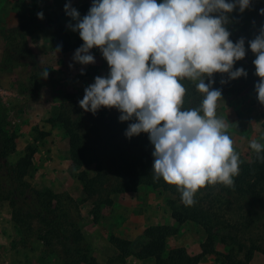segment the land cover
Returning <instances> with one entry per match:
<instances>
[{
    "label": "rangeland",
    "instance_id": "374dc122",
    "mask_svg": "<svg viewBox=\"0 0 264 264\" xmlns=\"http://www.w3.org/2000/svg\"><path fill=\"white\" fill-rule=\"evenodd\" d=\"M69 2L83 18L93 0H0V115L15 141V151L7 161L14 164L27 145L35 147L26 180L34 188L49 189L75 202L79 227L90 254L100 264L119 261L111 236L129 240L130 249L135 251L146 242L144 229L156 224L176 228L166 239L165 253L180 246L191 255L199 254L206 237L203 228L192 221L176 222L168 204L173 195L161 187L140 185L135 191L113 194L112 204L101 205L94 219L93 198H85L82 192L83 180L93 172L92 165L72 166L68 137L61 125L50 123V119L56 117L65 99L82 100L85 88L95 83L97 76L107 77L110 67L99 48L90 51L95 63L88 65L73 59L81 46L61 50L60 44L65 41L61 39L58 24L70 42L80 37L79 32L69 27L76 23L66 16L65 5ZM261 10L264 0H251L244 12L257 11L262 15ZM41 12L43 19L37 15ZM23 25L26 31L20 37L18 33ZM249 31L256 37L261 31L260 21L252 19ZM58 46L60 50L56 52ZM45 70L49 73L46 79ZM256 98V92L245 87L222 94L217 101L216 115L228 123L227 134L240 162L249 161L255 153L250 148L252 140L264 144V104ZM106 110L108 116L121 115L116 108ZM227 231L223 228L218 232ZM214 248L217 252L228 250L218 238ZM123 261L122 264H154L153 258L137 259L131 255ZM0 264H63L59 252L47 248L36 232L14 224L7 201H0ZM198 264H218L217 255H203ZM250 264H264V254L256 252Z\"/></svg>",
    "mask_w": 264,
    "mask_h": 264
},
{
    "label": "clouds",
    "instance_id": "9594fccd",
    "mask_svg": "<svg viewBox=\"0 0 264 264\" xmlns=\"http://www.w3.org/2000/svg\"><path fill=\"white\" fill-rule=\"evenodd\" d=\"M250 3L93 0L83 18L70 2L65 5L66 14L76 22L69 27L84 41L73 59L82 65L94 64L90 51L99 48L110 67L107 77L97 76L85 88L80 107L93 114L102 107L116 108L121 122L135 120L125 135L149 134L155 149L154 179L162 177L176 185L186 205H192L194 195L206 185H232L239 171L228 123L216 115L222 92L212 89L205 79L214 73H227L233 80L247 77L244 68L233 70L235 62L246 56L245 40L233 43L225 25L228 13L237 7L242 13ZM37 15L44 18L42 12ZM249 44L260 77L255 91L264 104V29ZM48 75L45 70L43 78ZM185 78L196 83L203 98L198 107L181 110L186 89L180 81ZM250 148L257 154L264 152V144L256 140Z\"/></svg>",
    "mask_w": 264,
    "mask_h": 264
},
{
    "label": "trees",
    "instance_id": "16d2710c",
    "mask_svg": "<svg viewBox=\"0 0 264 264\" xmlns=\"http://www.w3.org/2000/svg\"><path fill=\"white\" fill-rule=\"evenodd\" d=\"M227 15L229 21L225 26L231 33L229 39L236 43L243 38L246 49V56L235 62L233 70L244 68L248 75L233 80L227 73H214L205 79V83L222 94L245 87L255 91L259 77L253 63L256 54L249 44L255 37L250 34L249 26L252 19H257L261 30L264 29V14L259 15L257 11L241 13L237 7ZM58 27L61 39L65 41L60 44L61 50H74L83 45L81 37L70 42L62 25L58 24ZM24 31L23 25L18 35L22 37ZM222 80L226 83H221ZM180 82L186 89L181 110L198 107L203 94L197 91L196 83L187 78ZM256 101L259 102L258 98ZM134 122H121L119 118L108 116L105 107L95 114L85 112L79 102L70 98L59 105L56 117L50 119V123H59L68 137L72 166L92 165L93 172L83 180L82 192L85 198H93L94 219L98 217L101 205L112 204L113 194L149 185L161 187L173 195L168 204L176 222H195L203 228L206 237L200 244L201 252L191 255L180 246L165 253L166 239L176 232V228L164 224L146 227L143 232L146 242L135 251L130 249L129 240L111 236L110 241L118 250L116 264H122L129 255L137 259L153 258L154 264H198L203 255L211 253L217 255L218 264H250L256 252L264 254V159H261L264 152H255L249 161L239 163L232 185L220 182L206 185L194 195V203L186 205L176 185L168 184L162 177L154 179V149L149 134L140 133L131 138L125 135L129 124ZM5 127L0 115V201L8 202L14 224L36 232L47 248L59 252L63 264H100L90 254L79 227L80 215L75 202L69 196L63 198L49 189L34 188L26 180L35 147L27 145L14 164L7 161L15 151V141ZM223 228L228 231L219 233ZM217 238L228 247L226 252L215 250Z\"/></svg>",
    "mask_w": 264,
    "mask_h": 264
}]
</instances>
